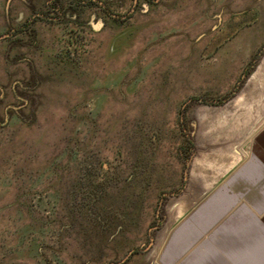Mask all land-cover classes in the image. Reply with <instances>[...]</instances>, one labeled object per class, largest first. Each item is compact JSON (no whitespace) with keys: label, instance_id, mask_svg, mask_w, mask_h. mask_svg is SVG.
Segmentation results:
<instances>
[{"label":"rangeland","instance_id":"rangeland-1","mask_svg":"<svg viewBox=\"0 0 264 264\" xmlns=\"http://www.w3.org/2000/svg\"><path fill=\"white\" fill-rule=\"evenodd\" d=\"M263 123L264 0H0V264H150Z\"/></svg>","mask_w":264,"mask_h":264},{"label":"crops","instance_id":"crops-1","mask_svg":"<svg viewBox=\"0 0 264 264\" xmlns=\"http://www.w3.org/2000/svg\"><path fill=\"white\" fill-rule=\"evenodd\" d=\"M239 151H217V183L203 163L186 184L150 264H264V123Z\"/></svg>","mask_w":264,"mask_h":264},{"label":"water","instance_id":"water-1","mask_svg":"<svg viewBox=\"0 0 264 264\" xmlns=\"http://www.w3.org/2000/svg\"><path fill=\"white\" fill-rule=\"evenodd\" d=\"M100 26H101V25L99 24V25L95 26V28H96V29H99V28H100ZM131 254H132V253H131Z\"/></svg>","mask_w":264,"mask_h":264},{"label":"flooded vegetation","instance_id":"flooded-vegetation-1","mask_svg":"<svg viewBox=\"0 0 264 264\" xmlns=\"http://www.w3.org/2000/svg\"><path fill=\"white\" fill-rule=\"evenodd\" d=\"M148 1V3H150L151 2V0H147Z\"/></svg>","mask_w":264,"mask_h":264},{"label":"trees","instance_id":"trees-1","mask_svg":"<svg viewBox=\"0 0 264 264\" xmlns=\"http://www.w3.org/2000/svg\"><path fill=\"white\" fill-rule=\"evenodd\" d=\"M108 224H110V225H111V223H108Z\"/></svg>","mask_w":264,"mask_h":264}]
</instances>
